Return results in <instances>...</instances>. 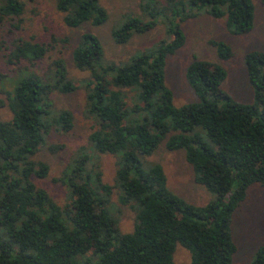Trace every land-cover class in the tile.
<instances>
[{
    "label": "trees",
    "instance_id": "16d2710c",
    "mask_svg": "<svg viewBox=\"0 0 264 264\" xmlns=\"http://www.w3.org/2000/svg\"><path fill=\"white\" fill-rule=\"evenodd\" d=\"M55 7L71 29L86 23L97 27L108 18L99 0H56ZM24 9L21 0H0V25L18 30ZM140 11L144 20L129 17L112 31L115 44L153 30L158 20L166 22L171 40L114 64L105 63L98 37L85 32L72 52L74 66L89 74L82 87L94 124L91 148L119 156L114 186L122 192L119 202L135 212L128 234L119 233L110 211L112 187L103 184L100 171L87 170L86 156L80 164L72 160L59 179L71 193L64 207L32 181L48 174V166L33 159L45 137L73 128L72 113L55 112L51 97L73 93L78 86L61 58L40 75L20 66L45 61L55 45L68 39L51 37V44H44L17 38L10 46L0 44V59L25 73L6 92L10 119H0V264H175L177 245L189 252L190 264H232L237 251L233 213L252 185L264 187V52L253 50L244 57L252 104L223 91V67L194 59L185 78L198 101L175 107L164 69L167 58L185 44L182 22L206 11L224 19L233 35H244L254 25L252 0H148ZM210 43L220 60L232 58L229 45ZM45 73L54 78L46 81ZM4 77L0 71V81ZM163 141L170 151L184 150L194 182L212 196L208 203L195 206L172 193L159 164L144 168L142 159ZM89 253L94 259L86 257ZM251 264H264V244Z\"/></svg>",
    "mask_w": 264,
    "mask_h": 264
},
{
    "label": "rangeland",
    "instance_id": "374dc122",
    "mask_svg": "<svg viewBox=\"0 0 264 264\" xmlns=\"http://www.w3.org/2000/svg\"><path fill=\"white\" fill-rule=\"evenodd\" d=\"M21 1L25 6L22 23L18 30L8 24H1L0 44L10 46L17 38L26 40L33 38L44 44H51V37L58 40L68 39L67 43L55 45L45 61L34 67L24 62L20 67L33 70L40 75L46 72L53 59L61 58L65 61L68 77L78 86L73 93L53 94L51 97L55 112L68 110L72 113L73 128L67 133L52 130L45 137L44 145L33 159L46 164L48 174L45 178L33 177L32 181L37 187L44 189L59 206L64 207L70 202L71 193L69 187L61 184L59 179L72 160L80 164L82 157L86 156L87 170L92 168L100 171L103 184L112 187L109 208L118 220L119 233H131L135 224V212L129 205L124 206L119 202L122 192L114 186L119 156L100 154L91 148L88 137L94 124L85 111V89L82 87L84 81L89 78V74L74 66L72 52L79 37L85 32H90L98 37L103 46L105 63H126L131 57L160 43L170 41L171 35L168 33L167 24L158 20L153 30L143 34H134L128 43L117 45L113 41L112 31L119 29L129 17L144 20L145 16L140 11V5L148 0H99V4L108 15L106 22L97 27L86 23L75 29L68 28L64 24L63 15L56 10V0ZM252 3L254 25L252 30L244 35H233L227 29L224 19H215L206 11H201L196 17L180 24L185 35V44L174 55L167 58L164 69L165 84L173 94L175 107L198 101L185 78L186 69L194 59L223 67L227 73L221 86L223 91L240 103L252 104L254 102V93L248 81L244 57L253 50L264 52V4L262 0H252ZM211 41H222L229 45L233 52L232 58L226 61L220 60ZM20 67L8 66L3 57L0 59V71L5 76L0 81L1 120H9L11 117L7 108L6 92L10 91L14 83L25 75L24 72H19ZM53 76V73L43 75L46 81H51ZM196 131L205 141H208L204 131L200 128ZM165 142L159 145L153 155L142 159L144 168L148 169L159 164L164 170L167 187L172 193L195 206L208 203L212 196L204 187L194 182L193 170L186 161L184 150L170 151L166 148ZM232 218V238L237 246L232 264H251L256 250L264 244V187L258 184L252 185L247 191L245 201L235 210ZM86 257L94 259L91 253ZM173 261L175 264H190V254L177 245Z\"/></svg>",
    "mask_w": 264,
    "mask_h": 264
}]
</instances>
